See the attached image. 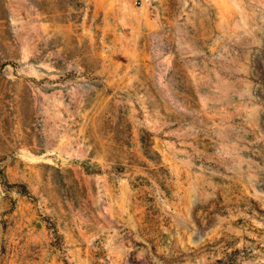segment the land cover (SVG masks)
<instances>
[{"label":"rangeland","instance_id":"374dc122","mask_svg":"<svg viewBox=\"0 0 264 264\" xmlns=\"http://www.w3.org/2000/svg\"><path fill=\"white\" fill-rule=\"evenodd\" d=\"M0 264H264V0H0Z\"/></svg>","mask_w":264,"mask_h":264},{"label":"crops","instance_id":"0c3cea01","mask_svg":"<svg viewBox=\"0 0 264 264\" xmlns=\"http://www.w3.org/2000/svg\"><path fill=\"white\" fill-rule=\"evenodd\" d=\"M243 108H244L243 110H246V112H247V115H246L247 119L246 120L254 124V122L258 118V113H259V107L256 104L255 99H253V98H251L250 100L247 99L246 108H245V105H243Z\"/></svg>","mask_w":264,"mask_h":264}]
</instances>
